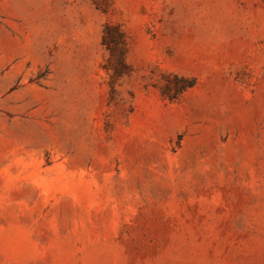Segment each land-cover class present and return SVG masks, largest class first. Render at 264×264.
Wrapping results in <instances>:
<instances>
[{"label": "rangeland", "instance_id": "1", "mask_svg": "<svg viewBox=\"0 0 264 264\" xmlns=\"http://www.w3.org/2000/svg\"><path fill=\"white\" fill-rule=\"evenodd\" d=\"M0 264H264V0H0Z\"/></svg>", "mask_w": 264, "mask_h": 264}]
</instances>
